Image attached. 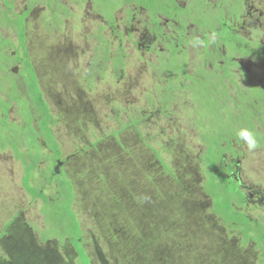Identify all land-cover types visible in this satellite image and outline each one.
<instances>
[{"label": "rangeland", "instance_id": "1", "mask_svg": "<svg viewBox=\"0 0 264 264\" xmlns=\"http://www.w3.org/2000/svg\"><path fill=\"white\" fill-rule=\"evenodd\" d=\"M152 2L156 14L190 23L183 37L173 35V22L152 25L134 7ZM152 2L0 0V66L13 74L0 77V144L17 147L16 153L0 148V264H80L72 247L82 250L81 264H92L81 241L88 255L102 250L105 264H264L251 242L262 237L244 227L242 216L233 217L238 230L218 217L227 212L225 192L210 179L228 169L208 159V146L216 142L215 150L230 135L222 137L218 122L217 130L208 124L217 108L231 127L230 117L239 129L248 128L250 117L264 137V102H249L257 88L247 82L264 90V61L247 58L245 77L231 61L226 76L212 55L226 53L218 37L231 55L237 52L224 11L190 5L185 15L171 12L172 2ZM244 2L241 36L258 28L264 44V0ZM225 10L230 17L239 7ZM220 27L218 37L208 38ZM147 28L157 41L149 38L140 49ZM195 37L202 43L191 47ZM33 82L44 106L33 102ZM37 110L41 121L32 120ZM229 143L234 156L226 151L222 158L226 167L238 163L247 199L236 210L264 235V139L253 149ZM25 150L34 162L28 180L19 162ZM38 192L54 202L44 205ZM70 216L79 231L83 226L76 243ZM105 223L108 234L100 232Z\"/></svg>", "mask_w": 264, "mask_h": 264}, {"label": "trees", "instance_id": "2", "mask_svg": "<svg viewBox=\"0 0 264 264\" xmlns=\"http://www.w3.org/2000/svg\"><path fill=\"white\" fill-rule=\"evenodd\" d=\"M144 1H146V0H144ZM155 3H156V1H158V0H153ZM127 5V4H126ZM192 6L193 8L196 6L197 8L199 7L197 4H195V2L193 1L191 4H189V6ZM145 5H143V9H146L147 10V12H148V14L150 15V16H152V17H156L157 15H160V16H162V17H165V18H170V15L171 14H168V13H166V14H156V13H158L159 11H157L155 8H154V5H153V2H152V4L151 5H149L148 4V6H145ZM188 6V7H189ZM51 8H53L52 6H50ZM200 7H204V11L203 12H206V11H211V13L212 12H214V10L216 9V8H213V7H211V6H204V5H201ZM191 8V7H190ZM190 8H188V9H190ZM187 9V10H188ZM171 12H183L185 15H186V11L187 10H182L181 8H179V7H177V8H171ZM167 12V11H166ZM186 12V13H185ZM177 17V16H176ZM185 17V16H184ZM175 18V17H174ZM221 20V19H220ZM222 21V20H221ZM223 22V21H222ZM226 29H228V31H227V36H228V38H229V40H231V42H232V44H234L235 45V48L234 49H236L237 50V52H233V54L231 55L230 54V52H229V49H228V45H227V41L226 40H223V41H221V39L218 37V39H219V42L220 43H222L223 44V46L225 47V49H226V53H227V60L225 59L224 60V57L223 56H221V57H219L220 56V53H218V54H213L212 53V55H215L214 56V59L215 58H220V60H224L225 61V63H226V65H223L224 66V68L225 69H223V71H225V75L226 76H229L230 75V73H229V68H231V67H233V66H230V64L232 63L230 60H231V58L233 57V58H235V57H254L255 58V60H261V61H264V47H261V46H259V45H257V47L258 48H260L259 49V52H258V50L256 51V52H254V54L252 53H250V51L251 50H249V47H251L250 45H252V44H248V42L246 41V40H243L241 37H239V36H237L236 34H233V33H231L230 32V28H229V26H224ZM223 28V27H222ZM222 28L220 27L219 29L222 31ZM217 31H219L218 29H215L211 34L212 35H215L216 33H217ZM224 32V31H223ZM215 36H217V35H215ZM23 42V41H22ZM218 42V43H219ZM24 44V43H23ZM25 45V44H24ZM217 45V44H216ZM244 46H245V48H244ZM248 48V49H247ZM246 49H247V51H246ZM2 50H4V49H2ZM244 52V54H242ZM252 52V51H251ZM258 53V54H257ZM256 55H257V57H256ZM29 61H30V59H29V56H28V58H27ZM264 63V62H263ZM234 64V63H233ZM234 65H236V64H234ZM30 66V65H29ZM31 67V66H30ZM32 69V73H33V67L31 68ZM5 72L6 73V76H8V77H10L11 78V76H13V74H11V72H10V70H8V69H6V68H3V67H1L0 66V77L2 78V76H3V73ZM10 74H11V76H10ZM184 74H185V69H184ZM33 78H35L34 77V73H33ZM248 83H250L251 85L253 84L254 85V87H256L257 88V91H256V93H252L251 94V96L249 97V102L251 101V99H253L254 100V102L256 103V104H260L261 102H264V99H261L262 98V94H264L262 91H264L263 89L261 90V88L257 85V84H255V83H253V82H251V81H247ZM264 85V84H263ZM32 88L34 89V92H33V96L35 97V96H38V98L36 99V101H34L33 100V102L35 103H37V104H42V99H41V96H39L40 94L38 93V89H37V87H36V84L33 82L32 83ZM245 91V93L247 92L246 90H244ZM213 101L216 103V100L215 99H213ZM225 102V101H224ZM260 102V103H259ZM214 103V105H216ZM222 103V102H221ZM43 106H44V104H42ZM251 105L253 106L254 104L253 103H251ZM219 105L217 104V107H218ZM244 107V109H245V105L243 106ZM9 109H10V106L8 107ZM9 109H8V111H9ZM46 110V109H45ZM221 110V109H220ZM224 110V109H223ZM7 111V112H8ZM38 111V110H37ZM47 111V110H46ZM49 111V110H48ZM246 111H248V110H245L244 112H243V114L244 115H248V112H246ZM39 112H41V111H38L37 113H36V111H35V114L36 115H34L35 117L33 118L32 117V120H34V119H36V121H41L42 119V114H40ZM218 113H219V109L217 108L215 111H214V113H213V115H212V117H214V119H211L209 122H208V124H214V130H217V128H216V126H215V123L216 122H218L219 123V127H220V132L223 134V138L227 135V134H230V135H227V139H226V141H225V139H224V141H220V145H218L217 147H219V148H217L216 147V149L215 150H213V148H215V144H216V142H214V141H212V142H214V144H213V148L212 147H210V146H208V145H206V142L205 141H207V139H206V134H205V132H204V139H203V143L206 145V150H205V153H206V151H208V149H209V154H208V159H210V160H213V161H215V164H217V166L215 167V169L216 168H218V167H224V168H227L228 169V166L226 167V165H225V162L227 161L226 159H224V158H222L223 157V155L225 154V153H227L226 151H230L231 152V154L230 155H232L233 154V151L230 149V140H231V138H233L235 141H240V139L237 137V135H236V132H237V130L239 129V127H242L243 125L241 124V122H238L237 124H235V121H233V119L234 118H232V117H230L228 120H230L231 122H232V124H233V126L231 127V125H228V124H225L224 122H223V120H222V117H220L219 118V116H218ZM7 114V113H6ZM37 114H38V116H37ZM48 118H51V120H52V115H49L48 114ZM39 119V120H38ZM44 119V118H43ZM3 120H5V121H7V118H5V119H3ZM54 121V120H53ZM198 121V120H197ZM201 125V126H199L200 127V129H205L204 127H206V125H203V124H201L199 121H198V125ZM235 124V125H234ZM261 124H262V126H263V131H264V123H262L261 122ZM43 125H45V124H43ZM239 127H238V126ZM40 127H43L42 125H40ZM44 128V127H43ZM246 128V127H245ZM248 128L254 133V136H255V138H257V140H256V147L258 146H261V141H263V139H264V137L262 136V134L261 133H259L258 131H256L255 130V123L254 122H252L251 120H250V117H249V120H248ZM39 139V138H38ZM228 141V142H227ZM226 142H227V144H226ZM9 143H11V144H0V148H3V149H5V148H9V149H11L12 151H13V153H16L17 152V147H16V145L15 144H12V142L10 141ZM221 143H225V145H227V147H225V148H223L222 147V144ZM39 144V143H38ZM22 146H24V145H22ZM52 146V145H51ZM207 146L209 147L208 149H207ZM58 147V146H57ZM3 149H1V150H3ZM28 150V149H27ZM58 150V149H57ZM25 152V157L23 158V159H20L19 160V162L22 164V166H23V170H24V176L23 177H25V180H28V178L29 177H31V172H32V170H33V165H34V162L32 161H29V158L26 156V154H27V151L25 150L24 151ZM156 153V152H155ZM59 154V153H58ZM157 154V153H156ZM205 165V164H204ZM205 167L207 168V166L205 165ZM57 173V172H56ZM227 173L228 172H226V169H225V173H224V175H223V173H219V175L216 177V179H215V176L214 175H212V177H211V179H210V181L211 182H213V181H217V182H221L222 184H223V187H220V186H218V189L220 188L223 192H225V202H226V205H225V210H227V212L226 213H221V215H218V217L224 222V223H226V224H228L229 225V228H231V229H234V228H236L237 230H238V225H236L235 224V218H233V217H235V215H236V213H239L242 217V222H243V224H244V227L246 226V228H247V230H249V231H251V233L252 232H254L258 237H262V240H257L256 239V241H251V242H254L255 243V247L256 248H259L260 250L262 249V251H263V255H264V235H262V234H260V232H259V227H261L260 225L258 226V227H253L255 224H254V222L252 223V221L249 219V218H247L243 213H241V212H238L237 210H236V207L237 206H241V205H243V201H244V199H245V196H244V194L242 193V191L240 190V188L238 189V186H237V182L235 181V180H233L232 178H230V177H228L227 176ZM50 179L48 178V180H46L45 182L46 183H44L46 186H49V185H51V181L52 180H50ZM204 187H205V185H203V191H204ZM43 190V189H42ZM41 190V191H42ZM30 191H32V190H30ZM231 191V192H230ZM230 193H233V194H235V195H237V197H238V199L237 198H235L234 197V199H230V198H228V196H229V194ZM36 194H39L40 195V197L42 198V203L45 205L46 203H52V202H54L53 200H49V198L47 197V196H45V194H44V192H43V194L44 195H42V194H40V192H38V193H36ZM53 196H57L55 193H54V195ZM36 198H37V196H35ZM34 199V200H37V199ZM56 200H57V198H56ZM55 200V201H56ZM232 204H234V205H232ZM212 212H214L213 211V204H212ZM101 212H103V210L101 211ZM214 214H215V212H214ZM215 215H217V214H215ZM58 217V216H57ZM70 218H71V220L72 219H74V221L72 220V222H74L75 223V227H76V229H78V225H77V223H76V221H75V218L74 217H71L70 216ZM242 227H243V225H241ZM104 230H105V232L104 231H102L103 233H107L108 232V227L107 226H105L104 227ZM250 233V232H249ZM84 234V232L80 229V231H79V229L76 231V234H75V236H74V238L72 239L73 240V242L74 243H76V241H81V237H82V235ZM79 236H80V240H79ZM246 238H249L248 236L246 237ZM253 239V238H252ZM66 240L68 241V242H70V241H72L71 239H70V237H67L66 238ZM247 240H249V239H247ZM246 240V241H247ZM245 241V242H246ZM82 242V241H81ZM80 242V244H81V246L83 247V244ZM84 243V242H83ZM72 249H73V251H74V255L76 256V258L78 259V261H80V264H81V261H82V263H83V259H81V257H82V250H80V249H78V248H76V247H72ZM83 249V254L85 255H87V253L86 252H84V248H82ZM93 253V256L92 257H90L89 255H87L88 257H90L91 259H93V260H96L97 261V264H101V263H103V264H105V262H108V260H104L103 258H104V255H103V252L102 253H94V252H92ZM105 254V253H104ZM86 255H85V257H86ZM87 258V257H86ZM107 259H108V257H107ZM84 264H87V262L85 263L84 262Z\"/></svg>", "mask_w": 264, "mask_h": 264}, {"label": "flooded vegetation", "instance_id": "3", "mask_svg": "<svg viewBox=\"0 0 264 264\" xmlns=\"http://www.w3.org/2000/svg\"><path fill=\"white\" fill-rule=\"evenodd\" d=\"M161 1L164 4L172 2V5H170V8H172V9L173 8H177V7L181 8L182 10L187 9L189 4H191L193 1L198 6L204 5V6H211L213 8H218V9L224 11V16L222 18V21L225 22L224 25L227 24L229 26L231 33L236 34L237 36L241 37L243 40H246L249 45L252 44V45H250L251 47H249V50H251L253 52V54L257 50L259 52L260 48L256 47V45L264 47V44L263 43H259L258 39H257V37L261 34L260 32H257L258 28H255V27L252 28V30L250 31L251 33L247 37L241 36V30H240V28H238V25H239L238 21L241 19L240 18V10H242L244 7L249 8L248 5L245 4L244 0H161ZM86 2H87V0H86ZM151 2H152V0H151ZM132 6H134V5H132ZM232 6H238L239 7V12L235 11L229 17L228 14H227V11L225 10V8L226 7H228V8L230 7L231 8ZM126 7H128V6H126ZM134 7L137 8V9H141V10L145 11L146 13H148L147 10L143 9V6H138V7L134 6ZM160 19H164L166 21V23L173 22L174 24H176V27H174V29H173V31H174L173 35H175V36H177L179 34L182 36L183 33L186 31L187 26L190 24L189 22L188 23L180 22L182 20L181 17H178V18L176 17V18L170 19V18L162 17L160 15H157L155 18L152 17V16H149V22L152 25H153L154 21H156L157 25H158V23L160 22ZM128 26H129V24H128ZM147 26H149V24H147ZM126 30H129V28H127ZM146 30H147L148 34L145 31H143L142 33H140L139 39L137 40V46L140 47V49L141 48H147L145 45L148 44L147 40L149 38L151 40L157 41L156 35H154V36L151 35L152 33H150V30H148V28ZM218 30H220V29L218 28ZM125 34L127 36H130L129 32H125ZM210 35H212V34H209L208 38L210 37ZM216 37H218V36H216ZM174 38L175 37L171 35L168 38V40L173 43L172 39H174ZM191 47H193V42H191ZM244 48H245V46H244ZM223 49H225L224 46H223ZM183 50H187V49L183 48ZM225 52H226V50H225ZM223 57H224V60L225 59L227 60V53L223 54ZM256 57H257V55H256ZM247 58H254V57H247ZM247 58L246 57H243V58L242 57H235V58L232 57L231 60H230L234 64H236L235 66H237V68L241 72L240 74H241L242 77H245V74L242 71V65H243V62L245 60H247ZM224 60H221V63L223 65H226ZM233 154L231 156H234ZM233 161H235V159L232 160V162H230V163L228 162L229 164H228L227 176L232 178L233 180H235L238 183L237 186H238V189H239V188H242V187H240L241 181H240V179H239V177L237 175V174H239V172H237L238 163L237 162L233 163ZM60 164H61V162H60ZM57 168L55 169L56 172H57ZM246 200L247 199L245 197V199L243 201V205L247 204Z\"/></svg>", "mask_w": 264, "mask_h": 264}, {"label": "clouds", "instance_id": "4", "mask_svg": "<svg viewBox=\"0 0 264 264\" xmlns=\"http://www.w3.org/2000/svg\"><path fill=\"white\" fill-rule=\"evenodd\" d=\"M213 41H214V37H213ZM201 43H202V41L200 40L199 37H195V38H194V40H193V46L199 45V44H201ZM236 135H237V137H238V138H239L244 144H246V146H247L249 149H253V148L256 147L255 136H254V133H253L250 129H248V128H240V129L237 130ZM83 245H84V244H83ZM83 248H84V246H83ZM84 249H85V248H84ZM94 253H97V252L94 251ZM100 253H102V250H100ZM87 255H88V254H87ZM89 256L92 257V256H93V253L91 252V253L89 254ZM90 257H89L90 262H91L92 264H94V263L97 264V261L91 259ZM92 260H93V261H92Z\"/></svg>", "mask_w": 264, "mask_h": 264}, {"label": "crops", "instance_id": "5", "mask_svg": "<svg viewBox=\"0 0 264 264\" xmlns=\"http://www.w3.org/2000/svg\"><path fill=\"white\" fill-rule=\"evenodd\" d=\"M38 201V200H37ZM82 223H80V225H81ZM108 225V223H105V224H103V226L100 228V232H102V231H104L105 232V230H104V227L105 226H107ZM98 226H100V224L98 225ZM83 226H81V230L83 231V228H82ZM108 227V226H107ZM103 233V232H102ZM105 234V233H104ZM106 234H108V232L106 233ZM90 239V238H89ZM84 246V245H83Z\"/></svg>", "mask_w": 264, "mask_h": 264}, {"label": "water", "instance_id": "6", "mask_svg": "<svg viewBox=\"0 0 264 264\" xmlns=\"http://www.w3.org/2000/svg\"><path fill=\"white\" fill-rule=\"evenodd\" d=\"M58 167H59V165H58Z\"/></svg>", "mask_w": 264, "mask_h": 264}]
</instances>
